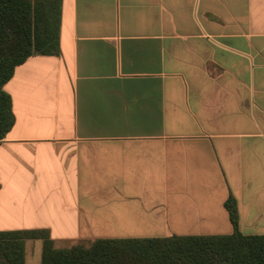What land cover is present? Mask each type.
<instances>
[{"label":"crops","instance_id":"crops-1","mask_svg":"<svg viewBox=\"0 0 264 264\" xmlns=\"http://www.w3.org/2000/svg\"><path fill=\"white\" fill-rule=\"evenodd\" d=\"M5 90L0 232L264 235V0H63L59 55Z\"/></svg>","mask_w":264,"mask_h":264},{"label":"trees","instance_id":"trees-1","mask_svg":"<svg viewBox=\"0 0 264 264\" xmlns=\"http://www.w3.org/2000/svg\"><path fill=\"white\" fill-rule=\"evenodd\" d=\"M63 0H0V142L15 124L5 90L35 55H59ZM237 227V209L227 203ZM43 240L41 264H264V235L97 239L56 248L47 231L0 232V264H27L26 241Z\"/></svg>","mask_w":264,"mask_h":264},{"label":"rangeland","instance_id":"rangeland-1","mask_svg":"<svg viewBox=\"0 0 264 264\" xmlns=\"http://www.w3.org/2000/svg\"><path fill=\"white\" fill-rule=\"evenodd\" d=\"M28 264H39V263H37V261H35V262H28Z\"/></svg>","mask_w":264,"mask_h":264}]
</instances>
